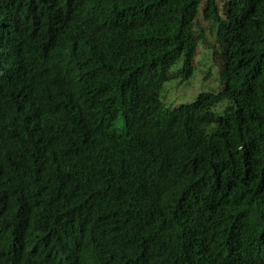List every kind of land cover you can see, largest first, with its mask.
Here are the masks:
<instances>
[{"label": "trees", "instance_id": "trees-1", "mask_svg": "<svg viewBox=\"0 0 264 264\" xmlns=\"http://www.w3.org/2000/svg\"><path fill=\"white\" fill-rule=\"evenodd\" d=\"M0 264H264V0H0Z\"/></svg>", "mask_w": 264, "mask_h": 264}, {"label": "rangeland", "instance_id": "rangeland-1", "mask_svg": "<svg viewBox=\"0 0 264 264\" xmlns=\"http://www.w3.org/2000/svg\"><path fill=\"white\" fill-rule=\"evenodd\" d=\"M194 23V29L199 37V51L195 60L194 71L189 78H173L165 83L162 99L167 106L179 103L193 102L200 93L220 91L222 87V68L213 59L216 26L202 17L201 13ZM181 67L177 64L172 71Z\"/></svg>", "mask_w": 264, "mask_h": 264}, {"label": "clouds", "instance_id": "clouds-1", "mask_svg": "<svg viewBox=\"0 0 264 264\" xmlns=\"http://www.w3.org/2000/svg\"><path fill=\"white\" fill-rule=\"evenodd\" d=\"M213 92H215V91H213ZM188 103H190V102H188ZM176 105V104H175Z\"/></svg>", "mask_w": 264, "mask_h": 264}]
</instances>
